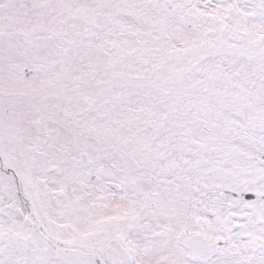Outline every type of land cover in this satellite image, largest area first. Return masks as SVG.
I'll list each match as a JSON object with an SVG mask.
<instances>
[{"label": "snow or ice", "instance_id": "1", "mask_svg": "<svg viewBox=\"0 0 264 264\" xmlns=\"http://www.w3.org/2000/svg\"><path fill=\"white\" fill-rule=\"evenodd\" d=\"M0 264H264V0H0Z\"/></svg>", "mask_w": 264, "mask_h": 264}]
</instances>
